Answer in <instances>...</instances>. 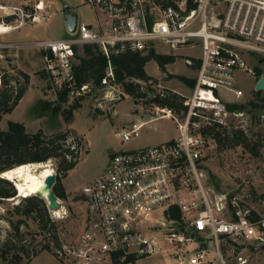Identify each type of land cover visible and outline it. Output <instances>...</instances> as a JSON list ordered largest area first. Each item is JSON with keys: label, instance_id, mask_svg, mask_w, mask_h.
I'll list each match as a JSON object with an SVG mask.
<instances>
[{"label": "built area", "instance_id": "obj_1", "mask_svg": "<svg viewBox=\"0 0 264 264\" xmlns=\"http://www.w3.org/2000/svg\"><path fill=\"white\" fill-rule=\"evenodd\" d=\"M193 2L194 8L185 12L186 0H178L177 9L146 8L148 0H87L107 16L105 33L79 22L69 37L36 43L44 51L46 69L69 101L91 94L87 84L75 82L76 44L96 43L107 56V46L128 43L144 52L161 43L168 52L191 50L184 63L197 64L192 94L183 100L185 113L180 117L156 106L160 112L156 117L176 119L178 135L110 154L106 169L82 187L92 213L88 249L110 262L112 255L120 260L127 255L139 258L169 245V256L183 264L188 244L195 242V256L186 264H248L244 247L264 244V199L262 206L248 207L240 196L213 192L205 185L201 159L206 138L198 131L201 118L224 125L229 115L240 113L226 108L221 92L240 98L242 90L234 86L236 73H252L248 60H264V0ZM152 6L159 10V17L149 23ZM113 80L108 60L98 88L104 97L114 89ZM202 109L209 112L207 116L198 113ZM140 127L141 122H134L115 135L125 141L137 136ZM170 206L178 207L179 219L166 217ZM211 241L215 253L208 255Z\"/></svg>", "mask_w": 264, "mask_h": 264}, {"label": "rangeland", "instance_id": "obj_2", "mask_svg": "<svg viewBox=\"0 0 264 264\" xmlns=\"http://www.w3.org/2000/svg\"><path fill=\"white\" fill-rule=\"evenodd\" d=\"M0 4L7 7L0 8V24L16 26L13 30L0 33V90L5 87L1 81L2 74H5L9 81L6 87L14 90L24 83L22 72L28 73L29 76L18 103L11 112L2 114L0 128L6 129L7 122L11 120L22 123L27 132L41 130L47 136L59 131L67 132L65 144L70 148L76 147L77 150L76 165L65 177H60L66 197L59 198L58 214L47 209L50 220L55 223L61 249L58 251L53 242H50L52 251L57 254L53 255L45 249L40 250L28 264H112L107 256L95 254L92 249H88L89 241L86 234L90 232L88 227L91 212L90 203L82 192V187L106 169L110 154L153 145L162 137L177 136L179 132L176 119L169 115L156 117L160 112L157 113L156 105L149 102V97L133 98L123 93L119 84L115 85L108 97H104L100 89L85 95L69 122L64 120L61 113L53 114L50 110L44 114L37 112L39 100L56 102L60 89L45 67L43 49L36 43L39 40L70 36L63 19L65 5L77 14L78 23L89 22L98 33L107 31L108 18L99 9L84 3V0H0ZM145 5L146 8L151 6L148 3ZM148 12L147 17L150 16L151 21L159 17L157 8L153 7ZM154 49L161 54L174 55L175 61L167 65V68L172 69V73L167 72L161 77H155L157 84H152L151 88L157 92L159 89L171 87L173 91L185 97L191 95L194 85L189 86L169 74L194 78L196 71L184 63L187 54H191L192 51L182 48L166 52L164 50L167 48L161 43L155 44ZM248 62L252 73L248 70L236 73L234 86L242 90L241 97L235 98L229 92L224 96L225 100L229 97L228 103L244 104L245 107L237 110L241 114L229 115L222 127L227 133L234 129L243 130L250 146L252 142H257V154L243 145L229 146L225 142L218 145L211 136H208L202 154L201 168L205 173V185L211 191L222 192L228 196L238 195L246 206L258 207L262 206L261 200L264 199V108L260 105L251 106L248 102L252 100L260 103L262 102L260 98L264 97V88L260 90L259 96L254 93V84L258 79L254 75V69L260 68L262 70L260 76H264V60L262 63L258 60ZM145 68L151 75L160 74L154 61L150 60ZM175 68H180L181 71ZM70 103L67 101L62 107L68 108ZM174 113L182 116L181 112ZM198 113L207 116L209 112L202 109L198 110ZM139 119L147 121L140 127L137 136L124 141L115 135L116 131L129 129L132 122ZM205 123H207L205 119L201 118L200 124ZM72 131L78 135L79 145L72 138ZM47 161L51 162L49 163L56 173L58 159L53 157ZM13 181L11 182L15 187ZM22 196L18 195L16 190L15 196L0 200V246L6 235L13 231L11 222L16 223L21 219L20 232L23 234V242L25 241L26 248L31 252L41 249L48 240L34 219L13 213L15 204L21 201ZM43 200L45 202L44 198ZM162 233L163 231H159V234ZM193 244L195 242L188 244L189 250L184 254L186 259L183 264L190 262L195 256ZM261 245L263 244H249L244 247L248 264H264V249ZM18 246V243L14 244L13 250H17ZM171 250L172 247L166 245L151 255L138 258L134 264H178V261L169 256ZM214 253L215 248L211 241L208 255ZM18 255H21V262H25L26 257L20 252ZM86 255L89 259H86ZM9 259L11 260V249ZM0 264H4L1 258Z\"/></svg>", "mask_w": 264, "mask_h": 264}, {"label": "trees", "instance_id": "obj_3", "mask_svg": "<svg viewBox=\"0 0 264 264\" xmlns=\"http://www.w3.org/2000/svg\"><path fill=\"white\" fill-rule=\"evenodd\" d=\"M148 1L149 5L158 6L160 9L168 7L178 8L176 3L178 0ZM84 3L87 4V0H84ZM126 6H129L128 2ZM194 6L193 0H186L185 12L194 8ZM147 20L149 23L151 22L150 16L147 17ZM79 47L81 50L80 53ZM107 50L108 55L106 56L101 47L96 43L84 42L74 45L75 62L73 64V71L77 85L87 84L91 93L100 88L101 79L105 75L107 61L109 60L114 71V80L112 83L115 85L119 84L122 87L123 93L133 98L149 97V102H152L156 106L168 108L176 113H185L186 107L183 105L185 97L169 88H162V95H160V91L155 92L151 88V85L157 84V79L147 74L145 71V64L150 60H154L158 67L162 71H165V65L175 61L174 55L161 54L156 52L153 48L144 52L135 50L130 48L128 43L123 44V46L120 44L107 46ZM193 67L196 68L197 64ZM261 73L262 70L260 68L254 69V75L256 77L259 78ZM22 75L24 83L14 90L11 87H6L9 81L6 75L2 74L1 81L5 87L0 90V120L2 114L12 111L25 91L29 76L28 73L25 72H22ZM169 76H174L180 81L187 83L189 86H193L195 83L194 78H188L183 75L169 74ZM254 93L259 96L261 91H255ZM83 97L84 96H81L80 98L71 100L68 108H63L62 104L69 100L65 90H59L57 92L56 102L39 100L36 111L43 114L47 113L49 110L53 114L61 113L64 120L69 122L73 119L74 111L80 107V100ZM260 100L262 101L260 103L251 100L248 104L251 106L260 105L264 108V97H261ZM225 105L229 110H240L245 107L244 104L228 102ZM207 123L200 125L198 129L205 138L211 136L218 145L222 142L228 143L229 146L243 145L255 155L257 154V142H252L250 146L248 137L243 130L234 129L231 133H227L221 124L216 122ZM72 135V138L77 142V145H79L80 139L78 135L74 132ZM66 140L67 132L59 131L50 136L45 135L41 130L27 132L22 123L9 120L6 129L0 128V171L11 169L20 164L46 162L49 158L55 157L58 159V162L55 182L52 189L58 198H65L66 194L60 177H65L78 161L76 147L70 148V146H67L65 144ZM15 195L16 189L12 182L0 176V200ZM13 213L34 219L38 228L45 234L48 242L42 245L43 247L41 249H35L29 252L26 248L25 241L23 242V234L20 232V222H22V220L20 219L16 223L11 222L13 231L6 235L0 246V258L3 260L4 264H28L31 262L32 258L43 249L56 255L57 253L53 252L49 245L50 242H53L57 250L60 251L61 244L58 241L55 223L50 220L46 203L42 198L34 194L22 196L21 201L15 204ZM166 217L179 219L180 210L176 206H170L166 213ZM194 234L197 235L196 232ZM16 243H18L19 246L17 250H13V245ZM261 248L264 249V244L261 245ZM10 249L11 260L9 259ZM19 252L26 257L25 262H21L22 258L21 255H18ZM137 259L136 257H132V255H127L124 260H120L116 254L112 255L111 263L134 264Z\"/></svg>", "mask_w": 264, "mask_h": 264}, {"label": "bare ground", "instance_id": "obj_4", "mask_svg": "<svg viewBox=\"0 0 264 264\" xmlns=\"http://www.w3.org/2000/svg\"><path fill=\"white\" fill-rule=\"evenodd\" d=\"M0 8L5 9L7 7L0 4ZM14 28H16V26L14 27L12 25L0 24V33L8 32ZM49 162L20 164L9 170H5L3 176H5V178H9L10 180H14L18 195H31L34 194L36 190H41L44 178L53 171V166L50 164L51 162ZM58 212L59 210L57 211V209L53 211L54 214H58Z\"/></svg>", "mask_w": 264, "mask_h": 264}, {"label": "water", "instance_id": "obj_5", "mask_svg": "<svg viewBox=\"0 0 264 264\" xmlns=\"http://www.w3.org/2000/svg\"><path fill=\"white\" fill-rule=\"evenodd\" d=\"M68 7L69 6H67V5L64 6L63 19H64V23H65V26H66L68 33L72 34L76 30L78 18H77V14ZM262 61H263V58H261L259 60V63H262ZM263 88H264V76L262 75L255 82L254 90L259 91V90H262ZM30 164H36V163H30ZM6 170H9V169H6ZM4 171H0L1 177H5V176H3ZM55 176H56V173L53 170L51 173H49L44 178V182H43V186H42L41 190H36L34 193V195L45 199L46 207L49 211H54L60 207L59 198L55 195V193L53 192V189H52V186L55 182ZM7 179H9V178H7ZM10 181H12V180H10Z\"/></svg>", "mask_w": 264, "mask_h": 264}, {"label": "crops", "instance_id": "obj_6", "mask_svg": "<svg viewBox=\"0 0 264 264\" xmlns=\"http://www.w3.org/2000/svg\"><path fill=\"white\" fill-rule=\"evenodd\" d=\"M78 18V17H77ZM84 23H87V24H91V23H89V22H84ZM91 28L92 29H94L93 28V26H91ZM96 28H98L97 26H96ZM180 50V49H179ZM164 51H166V50H164ZM166 52H168V51H166ZM151 61H154V60H151ZM149 62V61H148ZM147 62V63H148ZM155 62V61H154ZM146 63V64H147ZM156 63V62H155ZM146 64H145V67H146ZM168 64H170V63H168ZM168 64H166L165 65V71H162L159 67V71H160V74L158 75V76H154V75H151L150 73H148L147 72V69L145 68V71H146V73L147 74H149V75H151V76H153V77H156V78H158V77H161L163 74H165V73H167V72H169V73H172L171 71H172V69H170V68H167V65ZM156 65H157V63H156ZM158 66V65H157ZM189 68H194V67H189ZM175 69H177V70H179V71H181V69L180 68H175ZM194 70L196 71V68H194ZM188 75V74H187ZM170 89H171V87H169ZM174 89H176V87L174 88ZM176 92V91H175ZM222 93V95H223V97L226 95V93L227 92H221ZM182 95V94H181ZM230 95V94H229ZM229 99V97L227 98V100ZM137 115V114H136ZM139 115H141V114H139ZM141 117H144V115H141ZM153 118H155V117H153ZM146 121L147 120H137V121H135V122H141V126L143 125V124H145L146 123ZM132 123H134V122H132ZM178 132H179V130H178ZM178 135V134H177ZM176 137V136H175ZM174 137H172V138H164V137H162V139L159 141V142H156L155 144H158V143H161V142H165V141H169V140H171V139H173ZM193 245H196V243L195 244H193ZM174 259V261H176V259L175 258H173ZM177 262V261H176Z\"/></svg>", "mask_w": 264, "mask_h": 264}]
</instances>
